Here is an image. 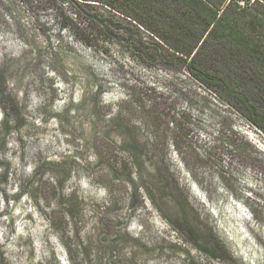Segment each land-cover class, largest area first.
<instances>
[{
  "label": "rangeland",
  "instance_id": "rangeland-1",
  "mask_svg": "<svg viewBox=\"0 0 264 264\" xmlns=\"http://www.w3.org/2000/svg\"><path fill=\"white\" fill-rule=\"evenodd\" d=\"M100 40L0 0V264H264V132Z\"/></svg>",
  "mask_w": 264,
  "mask_h": 264
},
{
  "label": "trees",
  "instance_id": "trees-1",
  "mask_svg": "<svg viewBox=\"0 0 264 264\" xmlns=\"http://www.w3.org/2000/svg\"><path fill=\"white\" fill-rule=\"evenodd\" d=\"M21 1L32 10L60 12L62 27L91 45L100 46L105 36L118 54L188 72L264 132V0H244L246 6L238 0ZM69 8L87 28L64 15Z\"/></svg>",
  "mask_w": 264,
  "mask_h": 264
},
{
  "label": "built area",
  "instance_id": "built-area-1",
  "mask_svg": "<svg viewBox=\"0 0 264 264\" xmlns=\"http://www.w3.org/2000/svg\"><path fill=\"white\" fill-rule=\"evenodd\" d=\"M227 1H230V0H227ZM238 1L241 6H246V2L244 0H238Z\"/></svg>",
  "mask_w": 264,
  "mask_h": 264
}]
</instances>
